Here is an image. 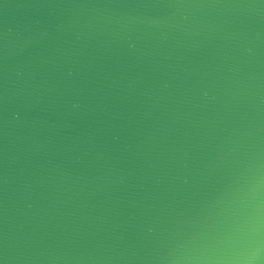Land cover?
Wrapping results in <instances>:
<instances>
[{"label": "water", "instance_id": "1", "mask_svg": "<svg viewBox=\"0 0 264 264\" xmlns=\"http://www.w3.org/2000/svg\"><path fill=\"white\" fill-rule=\"evenodd\" d=\"M0 264H264V0H0Z\"/></svg>", "mask_w": 264, "mask_h": 264}]
</instances>
